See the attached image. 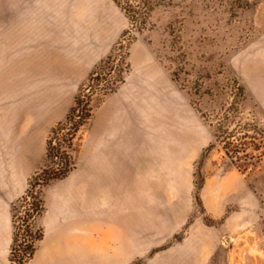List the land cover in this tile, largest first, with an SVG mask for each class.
<instances>
[{"label":"rangeland","instance_id":"1","mask_svg":"<svg viewBox=\"0 0 264 264\" xmlns=\"http://www.w3.org/2000/svg\"><path fill=\"white\" fill-rule=\"evenodd\" d=\"M151 3L139 27L116 0H0V264H21L58 205L99 211L101 237L132 244L127 264H264V0ZM109 55L101 72L118 65L122 80L94 92L74 169L14 218ZM220 124L253 158H234Z\"/></svg>","mask_w":264,"mask_h":264},{"label":"trees","instance_id":"2","mask_svg":"<svg viewBox=\"0 0 264 264\" xmlns=\"http://www.w3.org/2000/svg\"><path fill=\"white\" fill-rule=\"evenodd\" d=\"M121 8L126 12L130 20L139 27H144L147 25L149 12L152 8L151 0H116ZM113 55H109L106 60H103L95 69L90 73L88 84L80 88L79 93L75 98V104L71 107L67 119L65 122L59 123L52 131V136L48 140L47 148V162L48 165L45 169L39 172L30 183V188L27 189L24 196L21 197L16 203H14V218L18 216V208L23 202L26 201L27 197L34 192L35 185L43 187L52 180L61 179L66 177L75 167V160L71 153V148L73 146V140L80 130V128L87 122L88 119L92 117L94 106L92 96L96 90H99L101 93H106L112 91L115 88V85L122 80L121 69L118 68V65H112L111 69L114 70V75L112 72L105 74L101 72V69L110 63L115 61ZM118 70V72H117ZM95 86H93V83ZM220 136L224 138L226 145L232 146L231 153L234 154V158L240 160L239 156L241 153H245L246 158H253V155L247 153V146L245 143H240L241 146L235 145L231 141V137L234 135V131H229L228 128H225L224 124H220ZM64 132V133H63ZM62 134L64 138L62 141L68 143L67 147L63 146L62 142H58L54 145L55 140H60L57 136ZM248 137L246 133L243 137ZM253 138L252 136H249ZM255 148L258 146L253 143ZM230 154V153H229ZM32 212L30 217L34 221L38 215H40L44 210V200L42 199V190L40 191L39 199L37 203H33ZM30 223V227H35L34 222ZM16 222V221H14ZM17 228V227H15ZM34 233V231H32ZM44 236L43 231L40 229L36 231L35 234L31 235V241L27 246V252L24 257L19 259L21 264H29L30 259L35 253L36 243ZM18 234L14 235V245L17 244ZM14 248L12 249V255L14 254ZM14 260V259H12Z\"/></svg>","mask_w":264,"mask_h":264},{"label":"crops","instance_id":"3","mask_svg":"<svg viewBox=\"0 0 264 264\" xmlns=\"http://www.w3.org/2000/svg\"><path fill=\"white\" fill-rule=\"evenodd\" d=\"M55 210L37 243L32 258L36 264H127L132 260L131 243L125 240L118 245L110 237H101L99 211L84 210L75 217V210L67 205H58ZM75 228L82 232L72 237L70 230Z\"/></svg>","mask_w":264,"mask_h":264}]
</instances>
